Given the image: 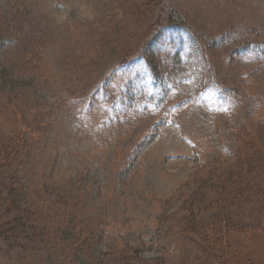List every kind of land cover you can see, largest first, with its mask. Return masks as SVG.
<instances>
[{
  "label": "rangeland",
  "instance_id": "374dc122",
  "mask_svg": "<svg viewBox=\"0 0 264 264\" xmlns=\"http://www.w3.org/2000/svg\"><path fill=\"white\" fill-rule=\"evenodd\" d=\"M0 264H264V0H0Z\"/></svg>",
  "mask_w": 264,
  "mask_h": 264
},
{
  "label": "trees",
  "instance_id": "16d2710c",
  "mask_svg": "<svg viewBox=\"0 0 264 264\" xmlns=\"http://www.w3.org/2000/svg\"><path fill=\"white\" fill-rule=\"evenodd\" d=\"M186 226V225H185ZM187 228L189 229V227L187 226ZM190 230V229H189Z\"/></svg>",
  "mask_w": 264,
  "mask_h": 264
}]
</instances>
